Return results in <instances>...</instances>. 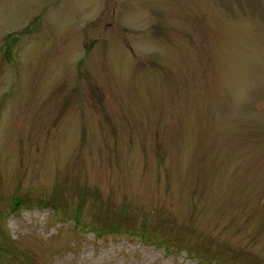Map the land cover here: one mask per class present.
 Returning a JSON list of instances; mask_svg holds the SVG:
<instances>
[{"label":"rangeland","instance_id":"rangeland-1","mask_svg":"<svg viewBox=\"0 0 264 264\" xmlns=\"http://www.w3.org/2000/svg\"><path fill=\"white\" fill-rule=\"evenodd\" d=\"M0 264H264V0H0Z\"/></svg>","mask_w":264,"mask_h":264}]
</instances>
